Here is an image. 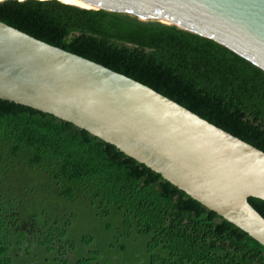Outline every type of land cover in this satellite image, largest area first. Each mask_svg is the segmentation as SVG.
Masks as SVG:
<instances>
[{"label": "trees", "instance_id": "16d2710c", "mask_svg": "<svg viewBox=\"0 0 264 264\" xmlns=\"http://www.w3.org/2000/svg\"><path fill=\"white\" fill-rule=\"evenodd\" d=\"M75 4L95 5L0 0V20L136 79L264 151V67L255 59L179 23ZM79 199L106 219V241L74 235L69 203ZM247 199L264 217V199ZM130 244L132 264H264V245L160 173L69 121L0 97V264L22 256L98 264L101 253L119 259Z\"/></svg>", "mask_w": 264, "mask_h": 264}, {"label": "water", "instance_id": "95a60500", "mask_svg": "<svg viewBox=\"0 0 264 264\" xmlns=\"http://www.w3.org/2000/svg\"><path fill=\"white\" fill-rule=\"evenodd\" d=\"M219 37L264 67V0H82ZM0 97L51 113L160 173L264 245V151L96 61L0 20Z\"/></svg>", "mask_w": 264, "mask_h": 264}, {"label": "rangeland", "instance_id": "374dc122", "mask_svg": "<svg viewBox=\"0 0 264 264\" xmlns=\"http://www.w3.org/2000/svg\"><path fill=\"white\" fill-rule=\"evenodd\" d=\"M12 181H16L18 183L23 182L24 175L22 173H14L10 175ZM70 209L74 212L72 230L75 236L82 235L83 233H91L94 232L96 237H94L95 241L102 242L106 241V234L104 232L103 223L105 222V218L99 219L90 209L89 205L83 200L79 199L77 201L69 203ZM111 236V235H109ZM114 239V238H113ZM118 241L120 239H117ZM110 241V240H109ZM108 243V242H107ZM115 243V242H113ZM130 247L128 246L126 251L119 252V259L113 260L108 254L101 253L100 258L98 259V264H132L131 256H130ZM106 250V248H104ZM13 264H46L42 261H31L25 257H18L14 260Z\"/></svg>", "mask_w": 264, "mask_h": 264}, {"label": "bare ground", "instance_id": "6f19581e", "mask_svg": "<svg viewBox=\"0 0 264 264\" xmlns=\"http://www.w3.org/2000/svg\"><path fill=\"white\" fill-rule=\"evenodd\" d=\"M94 6V5H93Z\"/></svg>", "mask_w": 264, "mask_h": 264}]
</instances>
